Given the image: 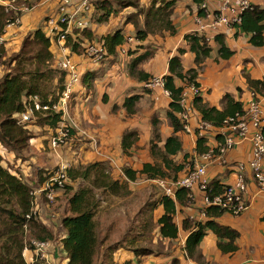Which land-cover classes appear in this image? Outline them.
Instances as JSON below:
<instances>
[{"label":"trees","instance_id":"obj_1","mask_svg":"<svg viewBox=\"0 0 264 264\" xmlns=\"http://www.w3.org/2000/svg\"><path fill=\"white\" fill-rule=\"evenodd\" d=\"M20 1L18 0V3H21ZM189 1L193 7H199L203 2V0ZM119 2L122 7L137 8L134 2ZM175 2L176 0H153L146 10H137L126 19L127 23L133 25L135 31L132 38L138 41L137 46L144 50L128 63L129 76L139 82L145 83L152 78L151 75L136 69L151 56L140 43L149 41V38L155 35L164 37V34L167 36L176 34V25L172 18ZM91 4L95 14L93 18L91 17L89 26L73 29L66 35L63 44L71 53L83 56L90 44L101 43L106 52L105 56H113L124 42V30L118 28L111 34L101 36L92 27L108 25L118 10L109 0H91ZM25 5L30 7L28 0ZM57 12L58 10L56 14ZM142 14L144 16L141 28L137 19L141 18ZM198 14L201 15L202 12L199 10ZM16 16H20V13L14 11L6 13L4 6L0 3V36L7 22L14 20ZM48 18L49 16L43 17L41 25L22 38L17 52L6 57L5 49L0 47V63L6 72L0 76V147L3 146L21 161L25 160L23 154L29 141L43 138L44 129H47L45 133L47 132L48 136L41 140L43 150L51 152L48 138L53 135L59 117L54 115L42 118L35 113L36 119L28 126V124H18V114L25 111L29 97H37L43 104L56 101L67 79L65 71H58L53 67L54 55L50 49L52 40L45 32V23ZM83 18L86 19L87 16ZM237 28L238 32L249 36L248 41L251 46L263 47L264 7L253 5L251 9L244 11ZM224 38L223 35H216L214 43L217 57L226 60L234 53L226 46ZM183 39L186 48H178L176 55L169 58L167 74L163 76L164 89L169 92L170 102L168 108L162 113L171 133L162 140L159 129L160 117L150 119L152 132L148 142V152L151 161L140 162L138 159V153L144 150L141 133L137 129L125 130L120 136V155L128 161L121 166V174H119L121 177L116 178V171L103 161L71 164L66 169L67 180L64 190L57 196L58 201H65L63 215L58 206L52 211L51 205H45L46 213L52 211L58 214L53 222H46L43 218L27 220L25 215L31 208V191L42 186L52 175L53 170H35L33 167L29 177L31 179H27V176L23 181L21 178L23 172L19 177L15 173L16 170L11 172V167L8 169L4 167L3 155L0 153V264H26L22 251L30 240L49 241L55 264H95L98 248L101 246L94 220L99 207L96 192L100 191L114 197H126L132 192L130 184L156 179H177L184 175L185 167L187 163H190L191 157L182 150L178 136V133L183 132V122L178 116L181 112L180 96L183 89L190 85L199 89L200 84L197 82L199 68L209 58L213 48L203 36L197 33L187 34ZM186 53L192 55L194 67L184 70L182 57ZM132 54V51L127 48L126 55ZM93 78H95L94 73L82 74L81 85L89 88V81ZM245 80L251 90L264 94L263 82L252 80L247 75ZM52 82L57 86V89L53 91L48 89ZM147 91L145 87L142 89V92ZM140 99V94L124 97L120 108L126 116L135 114ZM71 100L70 102L74 101ZM103 100L106 101V98L103 97ZM221 105V110H218L204 103L199 95L193 99V106L200 114L201 121L215 129L222 126L226 118L243 111L241 103L229 94L222 97ZM116 109L117 106L113 105L112 111ZM195 133L197 135L198 132L195 131ZM72 139H76V129L70 126L69 139H66L63 149L68 150L71 147L76 149V146L71 143ZM216 141L221 144L222 137L217 135ZM72 142L74 143V140ZM208 150L206 139L197 137L196 153L201 155ZM179 154L182 155L181 160L175 161L174 158ZM136 162H139V166H132ZM234 164L230 166L233 167ZM77 181L82 184L74 191L73 184ZM225 188L220 179L215 177L208 181L206 193L211 196L220 195ZM188 193H192V190L180 187L175 190L174 199L160 192L155 199L148 201L138 215L137 232L129 243L134 246L138 238L150 234L153 227L156 228V236L160 242L163 240L172 242L178 238L180 229L183 233H187L182 248L184 257L195 264H206L200 250V243L208 233L216 238V248L220 254H234L238 250L236 242L240 234L236 229L219 222L226 212L217 207H208L204 219L190 220L184 211L189 204H192ZM44 201L47 202L46 199ZM157 210L159 214L156 215ZM178 214L183 215L179 226L175 222ZM261 220L264 221V214ZM116 247L117 245L109 247V254ZM131 251L134 256L139 257L152 254L148 248L133 247ZM177 263L175 259L171 264Z\"/></svg>","mask_w":264,"mask_h":264},{"label":"crops","instance_id":"obj_2","mask_svg":"<svg viewBox=\"0 0 264 264\" xmlns=\"http://www.w3.org/2000/svg\"><path fill=\"white\" fill-rule=\"evenodd\" d=\"M29 2L33 1L29 0ZM58 2L59 0H40L35 6L30 7L28 11L20 14V23L18 25L11 27L4 26L3 33L0 36V40L2 41L0 42V47L5 49L6 57L10 52V54L17 52L22 38L34 30V26L37 25L39 20L41 25L43 17H54L56 15ZM177 2L176 0L175 6ZM250 3L255 6L264 7L263 0H250ZM185 5H188L186 10H189V15L186 11L184 16L178 13L180 17L182 16L179 19L176 18V16L174 18L172 16L173 22L176 25V34L174 36H167V34H164V37L158 35L152 36L155 37L158 43L156 46L153 45L152 48L158 49V51L154 52V56L151 57L152 59H147L150 66L145 65L146 62L144 61L138 67L143 72L151 75L152 78H163V76L167 74V63L169 58L176 55L178 48H186L183 39L184 36L197 31V26L193 19L196 13V7L191 6L189 0L185 1ZM89 6V11L83 15V17L87 16L86 20L88 26L91 17L93 18L95 14V9L91 4V0H89ZM119 12L121 13V10ZM118 15L117 13L116 16L110 20L108 25L92 27V29L101 36L113 33L118 29H112V25L115 26L116 17ZM126 26L128 28V24H126L125 27ZM218 34L225 37L226 46L234 54L226 60L218 58L216 54V45L214 43L216 34L209 35L208 42L213 48V52L210 57L206 59L202 69L199 71L197 82L200 84L199 96L202 101L208 106L221 110V100L225 94L231 95L238 102L249 100L251 88L246 83V75L252 80L264 83V46H251L248 41L249 36L237 30L229 32L221 28ZM124 37L132 36L127 35L125 32ZM135 43L136 42L131 44L129 48H132ZM137 44H139V42ZM140 44L144 46L145 41ZM50 49L54 55L53 63L67 55L79 65L82 71L81 74L101 71L106 78L104 81H95V89H86L80 85V88L78 87V90L72 95V100L76 102V121L75 125L73 124L76 129V151L72 147L68 150L61 149L58 154H54L52 150H50V153L44 151L41 140L43 138L46 139L48 136V133H45L47 129H44L43 138H35L29 141L28 154L30 156H37L40 154L39 156H41V158L50 159V164L54 166L60 161H63L68 164V167L71 163L85 164L93 161H103L108 163V165L116 171L115 177L120 178L121 166L128 161L120 155V136L125 130L137 129L142 136V146L147 149L152 132L150 119L158 116L160 117L161 123L162 121L165 122L161 128L159 127L161 139L163 140L170 136L171 129L162 113V111L168 108L170 102L169 96H167L161 88H148L146 87L147 82H139L137 79L128 76V74L126 75L123 72L124 67L122 66H124V58L128 55H121L119 53V48H117L116 55H113V57L119 56L122 60L116 62L112 59V56H108L109 61L102 67L98 66L104 59L98 63H94L85 59V55L77 56L71 53L63 43L52 41ZM131 51L133 53L131 58H135L144 50L137 48ZM133 55L135 57H132ZM122 56H124V58ZM182 60L184 70L194 67L191 54L186 53L182 57ZM112 64H114L115 67H113L114 65ZM119 72L120 74L122 73V77L119 75ZM5 73V69L2 68L0 63V76ZM114 75H119L117 80L116 78L114 79ZM144 87L148 89L147 92H142ZM255 92L264 101V94L256 90ZM133 94H140L141 99L136 107L135 114L128 117L120 108V105L125 96ZM103 97L106 98V101L103 100ZM146 100H148V104ZM190 102L193 103V98H190ZM113 105L117 106L115 111H112ZM194 111L193 118L190 120V126L194 133H178L182 144V150L190 154V157L197 154L195 150L197 140L195 130H198L196 129L197 123L201 121L200 114L195 108ZM219 132L220 128L215 129L213 127L200 131L201 137L206 139V146L209 150L216 148V145H218L216 136ZM113 153H115L116 158L112 157ZM9 155L11 154L9 153ZM181 156L182 155L179 154L176 158L180 157L181 160ZM248 158L249 145L247 143L228 151L224 157V164L216 160L207 166L208 181L216 177L219 178L221 183L225 186L233 184L235 177L233 168L230 165L238 161L244 163ZM132 166L135 167V164H132ZM245 176L248 182L247 211L239 216L226 213L219 219V222L222 224L228 225L239 232L240 238L236 242L238 250L232 255L220 254L216 248V238L211 233H208L200 243V250L206 264H264V221L261 220L264 214V194L257 192L249 171L245 172ZM147 182L156 184L154 180ZM133 185L135 184H130V187ZM131 190L133 191L134 187H131ZM197 197L200 199L201 194L197 193ZM199 206V203L189 204L184 210L186 212L185 215L193 221L204 219V217L201 218L199 215ZM157 214H159V210L156 211V215ZM182 217L183 215L180 214L175 217V222L178 226L180 225ZM186 236L187 233H183L179 229V235L176 240L172 242L167 240L162 241V243L166 245H178L180 253L174 252L163 257L160 256L161 254H156L159 256L155 255V257L150 259V255L139 257L134 256L132 252L118 249L114 253V260L117 264H171L174 258V260L176 259L178 261L177 264H195L191 260L185 259L182 251ZM155 239L159 241L157 237H155ZM53 263L55 264L54 256Z\"/></svg>","mask_w":264,"mask_h":264},{"label":"built area","instance_id":"obj_3","mask_svg":"<svg viewBox=\"0 0 264 264\" xmlns=\"http://www.w3.org/2000/svg\"><path fill=\"white\" fill-rule=\"evenodd\" d=\"M26 1L22 0L21 3H18V0H10L0 3L4 6L6 13L14 11L21 14L30 8L25 5ZM252 6L250 0H203L202 4L196 7L193 19L197 31L193 33H197L209 41V35H219L221 28L229 32L238 31L237 26L241 22V15L244 11L251 9ZM57 8V14L47 19L45 32L52 41L63 43L66 35L73 28L87 26V20L82 18V14L89 11V0H59ZM199 10L202 12L201 15L198 14ZM19 23L20 16H16L14 20L8 21L6 26H16ZM0 42L2 41L0 40ZM134 42L132 37L124 38L123 44L118 47L119 53L125 55L127 48ZM105 55L106 52L101 43H92L87 47L85 59L98 63L104 59ZM53 67L58 71L67 73V79L64 81L56 101L43 104L37 97H29L25 111L18 114V124L32 123L36 119L35 113L41 115L42 118L57 115L59 120L53 135L48 138V142L54 154H58L64 148L66 139H69L71 126L68 124L69 103L73 93L76 92L74 87L81 85L82 71L79 65L67 55L55 61ZM146 87L161 88L169 96V92L164 89L163 78L154 77L150 79ZM199 93L200 89L194 85L184 88L181 93V112L178 116L183 122L182 130L185 134L194 133L190 126V120L195 111L190 98L194 99ZM249 96V100L240 102L243 111L226 118L222 126L219 127L218 135L222 137L223 141L221 144L201 155H193L190 163H187L185 167L183 176L177 179L154 180L162 193L171 198H174L177 188L191 189L192 193H188L189 201L193 204L199 203L201 218L205 217V211L208 207H217L233 216H239L247 211L248 182L245 176L246 171L250 172L251 180L257 192L264 194V101L253 90L250 91ZM209 127L212 126L203 121H198L196 127L198 130H195L198 132L197 137H201V130ZM245 143L249 145V158L244 163L236 162L232 167L235 177L233 184L227 185L220 195L211 196L206 193L207 166L216 160L224 164L226 153ZM56 166L49 179L42 186L31 191V208L29 213L25 215V219L43 218L46 222H53L57 218L58 214L52 211L59 204L57 196L64 190L68 165L60 161ZM197 193L201 194L200 199L197 197ZM45 205H51L52 211L50 213L45 212ZM51 249L52 246L49 241L30 240L22 251V257L26 264H54Z\"/></svg>","mask_w":264,"mask_h":264},{"label":"rangeland","instance_id":"obj_4","mask_svg":"<svg viewBox=\"0 0 264 264\" xmlns=\"http://www.w3.org/2000/svg\"><path fill=\"white\" fill-rule=\"evenodd\" d=\"M33 2H29L30 7L35 6L38 1L31 0ZM114 7L118 10V16L116 17V22L115 26L112 25V29L114 28H121L126 32L127 35L134 36V28L131 23H126V19L128 16L134 14L137 10H146L147 7L149 6L150 2L153 0H110ZM119 1H131L136 3L137 8L129 7V8H123L121 3ZM157 1V0H156ZM177 5L175 6V9L172 13L173 18L176 16V18H181L184 16L185 12L187 11L186 8L188 5H185L186 0H177ZM22 2V0L20 1ZM121 10V13L119 12ZM189 11V10H188ZM187 11V13H188ZM181 14L182 16L180 17L179 15ZM189 15V13H188ZM143 16L144 14L141 15V18H138V25L139 27L142 28L143 26ZM128 24L125 27V25ZM40 26V20L37 22V25L34 26L35 28H38ZM34 28V29H35ZM127 28V29H126ZM162 41V40H158ZM134 46L132 48H129L131 51L132 49H137L139 46H137L138 41L135 40ZM156 45H158L157 41L155 40V37H150L149 41H145L144 44V49H146L151 56L153 57L154 52H157L158 49L152 48ZM162 48V47H160ZM139 50V49H138ZM11 53V52H10ZM9 53V56L11 55ZM116 55V54H115ZM125 56V55H124ZM124 56H122L124 58ZM132 57H135L134 55ZM210 57V56H209ZM116 62H120L122 59L119 56L113 57ZM131 56H126L124 58V67L123 72L129 76V62L132 60ZM152 59V58H151ZM109 61L108 56L104 57V60L98 67H102L103 65H106L107 62ZM127 61V62H126ZM145 65L150 66V63L148 60L145 61ZM204 64V63H203ZM203 64L200 66L199 71L202 69ZM114 65V64H112ZM115 67V65L113 66ZM139 70V68H136ZM115 70V68H114ZM198 71V73H199ZM122 74V73H121ZM119 72V75L122 77V75ZM95 78L91 79L89 81V88L86 89H95L94 82L96 81H104L106 76L102 74L101 71L94 72ZM118 76L114 75V79H118ZM104 76V77H103ZM113 78V76H112ZM198 78V77H197ZM152 79V78H151ZM82 86V85H81ZM78 87L80 86L76 85L74 88L76 91L78 90ZM51 91L56 90L57 86L52 83H50V86L48 87ZM77 95V94H76ZM72 101V100H71ZM147 104H148V100ZM76 102L72 101L69 103V120L68 124L71 125V127H74L75 121H76V107H75ZM32 123H28V126H30ZM74 124V125H73ZM165 124L164 121H162L160 128ZM47 133V132H46ZM74 140V143L72 142ZM71 143L72 145L76 146V139H72ZM143 151H140L138 153V159L140 162H146V161H151L148 148L145 149L143 148ZM76 150V149H75ZM29 148H27L24 151L23 157L25 158L24 161H21L17 159L14 154L8 152L4 147H0V153L3 155V162L2 164L4 165L5 168H10L11 172L17 173V175L20 177L21 172H23V176L21 177L23 181L26 180V177L28 176L27 179H31V172L33 167L36 169H50L53 170L57 167L54 166L53 164H50L48 158H41V156H30L28 154ZM9 153L11 155H9ZM46 153V152H45ZM13 155V156H12ZM113 158H116L115 153L112 154ZM174 160H180V157L176 158ZM72 164V163H71ZM68 165V164H67ZM74 166V165H73ZM135 166H139V162L135 163ZM68 168V167H67ZM29 182V181H28ZM79 181L73 184V190L75 191L79 185H81ZM131 187H134V190L131 192L129 196L126 197H114L111 196L107 193H102L100 191L96 192V197L99 202V207L97 209L96 215H95V223H96V233L98 236V240L101 242V246L98 248V254L95 260V264H117L114 260L115 256L114 253L118 249L126 250L128 252H132L131 249L133 247H139V248H148L152 251V254L149 256L150 259L152 257H155L156 254H161L160 256H167L170 253H180V249L178 245H166L163 244L160 241H157L155 239L156 236V228L153 227L152 231L150 234H147L146 236H142L138 238V240L135 242L134 246L133 244H130V239L135 236L137 232V225H138V220L140 215L141 209L145 206V204L148 201H151L156 198L157 194L162 192L161 189L157 187L156 184L150 183L147 181H141ZM58 207L60 208L59 211L63 215L64 209H65V201L63 202L59 201ZM63 211V212H62ZM61 215V216H62ZM57 221V220H56ZM117 245L116 249L109 254L108 248L111 246ZM133 253V252H132ZM109 254V255H108ZM159 256V255H156ZM171 256V255H170ZM172 257V256H171ZM174 260V258H173Z\"/></svg>","mask_w":264,"mask_h":264}]
</instances>
